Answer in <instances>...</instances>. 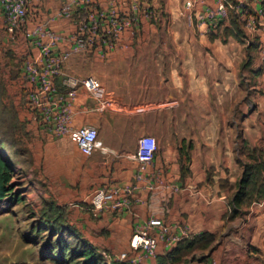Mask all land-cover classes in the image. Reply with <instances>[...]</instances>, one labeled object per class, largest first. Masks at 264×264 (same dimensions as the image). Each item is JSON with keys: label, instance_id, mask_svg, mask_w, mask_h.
Wrapping results in <instances>:
<instances>
[{"label": "crops", "instance_id": "crops-1", "mask_svg": "<svg viewBox=\"0 0 264 264\" xmlns=\"http://www.w3.org/2000/svg\"><path fill=\"white\" fill-rule=\"evenodd\" d=\"M184 1L35 0L28 5L23 28L15 36L8 33L15 55L38 58V43L48 42L46 33L52 30L59 36L54 53L72 52L63 70L102 81L101 101L84 86L71 100V128L94 126L102 148L86 156L67 134L48 129L29 104L31 85L21 71L13 98L19 122L14 130L16 137L18 131L25 136V165L13 166L12 179L25 180V198L35 209L47 202L63 208L65 224L109 264L132 251L134 229L150 218L160 219L171 233L188 232L185 239L211 233L214 242L173 262L168 254L177 244L159 238L156 254L136 264H159L161 257L166 264H264V194L244 212L228 216L250 154H256L264 178V78L258 51L264 41V0L231 10L252 13L248 18L257 30L248 33L244 24V34L225 31L229 19L218 26L190 25ZM65 3H71L69 16L61 12ZM148 7L155 18L145 16ZM112 11L137 22L114 38L103 18L100 45L77 50L79 25L93 12L108 16ZM63 79L59 76L55 86L66 95ZM147 135L156 138L158 149L136 182L138 143ZM127 184L137 185L129 208L95 214L90 203L95 190ZM35 225L30 223L31 231Z\"/></svg>", "mask_w": 264, "mask_h": 264}, {"label": "built area", "instance_id": "built-area-1", "mask_svg": "<svg viewBox=\"0 0 264 264\" xmlns=\"http://www.w3.org/2000/svg\"><path fill=\"white\" fill-rule=\"evenodd\" d=\"M33 1L35 0H0L9 34L15 36L23 28L27 18L28 5ZM91 1L71 0L72 3L76 2L77 4L90 3ZM207 1L209 0L184 1L190 25L202 22L218 26L229 18L232 9L242 10L250 0H212L213 5L207 6L204 10L196 9L198 3ZM134 9H137V6ZM61 12L65 16H69L71 3L63 4ZM144 14L148 18H155L157 15L155 10L149 7L144 10ZM103 18L107 19L109 31L107 30L106 33H111L114 38L119 37L137 22L135 16L121 17L117 11H112L108 16L103 12H93L89 20L79 25L74 35L77 50H85L100 45L98 41L101 37L100 28ZM245 26L248 33L257 30V26L252 19L247 18ZM46 35L48 42L39 41L38 43L41 49L40 56L38 58L27 57L24 61V76L31 85L29 104L34 110H38L42 122L48 129L60 135L67 134L84 155L90 156L95 150L102 148V142L98 139V131L94 126L71 128V100L77 96L79 87L84 86L92 98L101 101L104 96L103 83L93 75L77 77L66 73L63 67L72 52L54 53L53 47L58 42L59 36L52 30L47 31ZM108 44L112 45V41H109ZM259 57L262 62L264 78V41L260 44ZM59 76L64 78L63 83L67 88L66 95H61L55 86L56 79ZM157 149L158 144L155 137L147 135L139 139L137 158L141 165L140 171L136 175V182L141 180L142 172L145 171L146 165L153 161ZM136 188V184L98 188L90 198L92 210L95 214H99L104 210L124 211L131 206ZM154 228H160L159 234L153 233ZM190 236L186 231L180 234L171 233L160 219L150 218L143 226L134 229L130 238L132 251L119 254L115 260L132 264L140 263L146 256L156 254L159 247V238L173 246Z\"/></svg>", "mask_w": 264, "mask_h": 264}, {"label": "rangeland", "instance_id": "rangeland-1", "mask_svg": "<svg viewBox=\"0 0 264 264\" xmlns=\"http://www.w3.org/2000/svg\"><path fill=\"white\" fill-rule=\"evenodd\" d=\"M166 1L157 0V4L162 5ZM211 1L200 2L198 5L202 7L208 5V2ZM186 13L185 15L187 16ZM187 20L189 22L188 18ZM8 36L6 20L3 14L0 18V150L4 155L9 156L8 158L12 160L15 166L24 167L25 136L18 131L19 137H16L17 131L14 130V126L18 128L19 122L17 121L18 110L13 98L16 87L22 81L21 71H23L24 82H27L24 76V61L26 58L25 56H20L21 58L19 59L16 56L17 54L15 55L16 51ZM11 126L12 129L10 128ZM248 160L249 158L246 157L243 160V165ZM16 180L17 182H15ZM12 181L17 184V187H14L16 188L14 190L15 194H18V196L25 195L21 196L22 202H18L17 206L14 205L17 202L16 197H10L0 206V264H57L49 258L45 259L48 256L46 255V244L50 235L48 231H44V226L41 222L43 221L44 206L42 209H35L37 208L36 205L33 207L28 203L25 198L27 196L25 180L15 177ZM30 199L33 200V197H30ZM39 203L42 204L43 202ZM50 203L53 202H47L45 205ZM31 222L36 224L35 231H31ZM38 227L42 228V232L36 231ZM56 237L57 234H54L53 238L56 239ZM69 257L67 254L66 258L69 259ZM115 261V259H112L111 262ZM68 264L74 263L70 262Z\"/></svg>", "mask_w": 264, "mask_h": 264}, {"label": "trees", "instance_id": "trees-1", "mask_svg": "<svg viewBox=\"0 0 264 264\" xmlns=\"http://www.w3.org/2000/svg\"><path fill=\"white\" fill-rule=\"evenodd\" d=\"M250 15L252 13L249 12L248 8H245L241 12L230 11L229 21L231 27L225 28V31L244 34L243 26ZM259 48L260 42L258 44V51ZM248 158L249 160L244 163V172L232 201V209L228 215L229 218H234L238 213L244 212L245 208L250 205L254 198L261 197L264 194V178L261 174L262 165L258 162L255 153L250 154ZM13 166L12 160L5 159L0 150V203L10 196L11 198L16 197L17 201H22L21 196H18L14 192V185L12 183ZM41 222L43 223L44 231H48L50 235L46 244V255L48 256L45 259L49 258L57 264H68L70 262L74 264H109L101 253L81 238L78 232L65 224V210L55 202L47 204L44 207L43 221ZM37 231L42 232V228L38 227ZM54 234H57L56 239L53 238ZM213 242L214 235L211 233H203L193 239H183L168 254V259L173 262H180L184 256L196 250L207 249ZM67 254L70 256L69 259L66 258ZM161 263H167V259L161 257L159 264ZM112 264L132 263L117 261Z\"/></svg>", "mask_w": 264, "mask_h": 264}]
</instances>
